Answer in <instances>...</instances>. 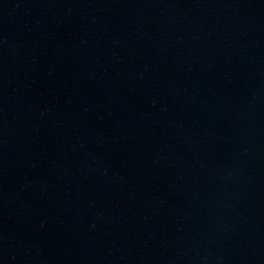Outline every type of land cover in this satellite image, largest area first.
<instances>
[{
  "label": "water",
  "instance_id": "obj_1",
  "mask_svg": "<svg viewBox=\"0 0 264 264\" xmlns=\"http://www.w3.org/2000/svg\"><path fill=\"white\" fill-rule=\"evenodd\" d=\"M0 264H264V0H0Z\"/></svg>",
  "mask_w": 264,
  "mask_h": 264
}]
</instances>
